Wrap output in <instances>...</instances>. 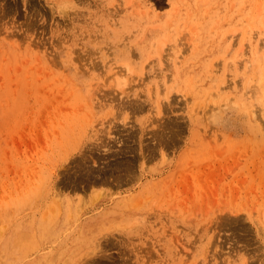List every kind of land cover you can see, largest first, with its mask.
I'll return each mask as SVG.
<instances>
[{"label":"rangeland","instance_id":"rangeland-1","mask_svg":"<svg viewBox=\"0 0 264 264\" xmlns=\"http://www.w3.org/2000/svg\"><path fill=\"white\" fill-rule=\"evenodd\" d=\"M73 2L0 0V264H264V0Z\"/></svg>","mask_w":264,"mask_h":264},{"label":"bare ground","instance_id":"bare-ground-1","mask_svg":"<svg viewBox=\"0 0 264 264\" xmlns=\"http://www.w3.org/2000/svg\"><path fill=\"white\" fill-rule=\"evenodd\" d=\"M68 1H69V3L72 2L71 4L74 3L73 0H68ZM261 81H262V78H259V79H258V84H259V86H260V84H261Z\"/></svg>","mask_w":264,"mask_h":264}]
</instances>
